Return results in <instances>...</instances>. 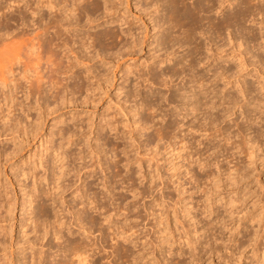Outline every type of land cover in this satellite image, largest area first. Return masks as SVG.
<instances>
[{"label": "rangeland", "instance_id": "374dc122", "mask_svg": "<svg viewBox=\"0 0 264 264\" xmlns=\"http://www.w3.org/2000/svg\"><path fill=\"white\" fill-rule=\"evenodd\" d=\"M191 1L193 0H186L187 3ZM134 3L135 0H131L130 10L123 3L118 6V12L113 15L110 13L104 15L105 12L101 14L100 11V16H98L101 19L97 16L99 20H94L92 24L82 23L83 26L80 27L82 32L95 29L102 31L109 27L124 32H121L123 39L120 45L112 49L103 45L102 49H106L101 50V55H95L90 61L96 69L95 72L87 71L89 63H79V59L75 58L71 52L66 49L62 50L59 55L62 62L65 65L69 62L75 64L72 71L69 70L68 73L59 75L62 84L68 85L67 90L61 91L62 95L59 94L56 103L52 102L49 97L39 99L37 103L32 102L28 111L30 116L15 127L18 129V131L13 130L16 133L13 131L0 132V190L7 193L4 197H0V201L5 208H7L8 199L11 200L10 203H13L10 216L7 215V225L5 224L7 235H0L2 244L7 246L6 250H0V259L5 257L11 259L8 247L10 243L14 244V252H18L17 249L22 246L20 239L28 234V238L34 241L35 250L41 247L45 250L42 263L57 264L58 257L63 253L61 249L65 245V239L73 232L75 237L87 241L88 246L93 244L91 248L94 251V257L99 258L101 264H264V116L258 115L260 114L258 110L251 111L253 98L259 96L260 93L264 97V88L261 91L258 89L261 84L264 87V64L259 62L252 52L245 49L244 41V43L241 41L240 47L234 43L235 41H228L230 36L226 37L224 33L228 34L231 30L229 28V31L225 30L223 33L229 43L224 41V47H221L223 51H217V53H230L226 55V58L230 56L227 60H230L232 66L236 63L235 66L239 67L238 70L231 67V72H228L231 76L222 75V77L219 73L221 68L219 69L218 66L222 65L226 58L222 57L223 54H220V59L216 57L213 52L215 46L212 43L208 44V35H202L201 38L204 39L202 46L204 49L211 50L212 48V50H202L201 47V57L206 55L203 58L207 57V60L203 59L204 66L201 62L199 65L197 61L196 65L198 63L199 66L195 65L194 72L204 74L203 77L206 79L211 78L208 75L220 74L212 76V79L215 78L210 82L212 86L210 84L207 86L209 91H212L209 96L214 93L217 102L216 108L210 109L209 112L212 117L216 115L218 121L214 120L215 128L212 125L207 126V133L203 128H201L202 132L199 129L200 125L203 127L202 123L192 122L195 129L199 127L200 137L198 131L195 132V136L193 133L190 136L186 135L185 138L189 139L190 143V150L187 152L190 153L180 152L178 154V151H171L165 134L163 133L165 138L161 137L159 140L160 136L157 137L154 132L158 129L166 132L168 130L166 126L174 124L178 119V115L175 116L177 111L173 109L177 102L166 101L165 98H169L177 86L181 87L182 80H186L187 76L183 75L184 79L182 75L179 76L180 78L173 76L170 78L167 69L173 68L177 55L184 53L187 46L184 45L183 48L177 45L170 48L166 45L162 48L158 46L155 39L161 36V28L153 25L154 23L149 21L148 17L150 14L161 13L164 7L160 5L158 12L155 13L154 7L147 8V11L143 13V20L148 25L146 28L143 20L137 18L138 8L133 6ZM262 4H264L263 1ZM223 7L228 9L225 4ZM260 7L252 12L254 14L248 15L241 24L245 28H255V32L259 31L257 41L260 42L257 43L263 46L264 5ZM259 9L262 10L256 14ZM215 14L211 12V16H218L217 19L222 17L220 11ZM28 29L29 27L23 24L13 25L8 30V35L4 36L17 38L19 32L23 30L28 32ZM129 30L133 37L139 38L140 41L131 54L126 49L133 39L130 35H126ZM145 30L149 33L144 38ZM3 31L1 29L0 33L3 34ZM143 38L144 40L147 38L146 42H142ZM222 42L223 40H220L217 43L220 45ZM123 43L126 44L123 46ZM237 46L243 50L245 56L241 58L243 60L231 58L232 50ZM214 51L216 52V49ZM170 52L173 57L168 59ZM210 62L212 67H208ZM212 70H214L213 73ZM75 72L82 74L85 82V87L81 91L71 87ZM255 86H257V91L254 90ZM239 87L254 88L251 94L247 93L246 100L238 93L240 103L249 101L250 105L243 106L244 108L235 106L230 109L232 114L227 116L224 113L221 96L228 93L229 95L237 94V90L239 92L241 89ZM218 91L221 93L219 94ZM129 92L134 94L137 92L138 94H135L137 97L129 96V98ZM141 96L146 99V102L155 100L154 102L158 103V110L163 115V120L155 117L154 121H150L151 112L149 110L137 112L135 106L137 101H141ZM12 109L11 103L0 104V115L11 117L14 113ZM221 110H224L222 111L224 114ZM219 112L225 116L223 117ZM15 113L22 112L17 110ZM216 113L219 115L217 116ZM30 125L34 130L33 134L26 132V129L27 131L29 129L26 126ZM63 127L73 134L70 139L67 136L61 139L56 134ZM215 129L218 130L214 131ZM224 131H230L232 138L230 140L237 143L232 144L228 141V145H225V137L222 139ZM201 133L206 136L204 137ZM12 134L15 137H13L14 140L16 139L15 143L19 144L18 150L15 149V154L7 155L14 147ZM245 138L256 146L248 149ZM58 144H61L63 150L70 151L72 159V169L63 180L65 189L62 200H65L63 203V208H67L65 211L69 210L70 205L68 204L72 197L79 195L80 189H85L87 183L91 184V191L99 195V203H103L108 209L116 208L112 212L111 224H108L102 219L103 210L92 208V205H87L86 201L83 205L78 204V207L73 210L76 211L77 208L79 221L85 224V226L82 224L84 227H92V234L86 236L74 226L69 227L68 222H63V227H60L61 238L57 240L53 238V245H55L50 252L47 250L46 243L52 235L48 233L42 236L43 217L38 216L41 210L40 203L44 201V204L51 205L50 207L44 206L49 210L48 213L52 209L51 216L55 214L59 221L62 217L60 211L56 210L55 204H51L49 197H41V199L37 197L29 207H26V215H22L25 207L21 202L23 192L14 178V172L33 163L37 164L43 158L44 165L47 167L45 174L50 178L52 162L49 154L52 146ZM3 149H5L4 152ZM201 157L206 165L197 164L196 159H201ZM191 162L189 170L191 169L190 173L193 174V178L191 174L190 177L189 174H185L186 167ZM36 170L38 173L44 172L40 167ZM54 172L56 174L57 168ZM131 182L138 187H136L138 192L142 191L134 198L128 191ZM49 186L51 188L53 185L42 180L35 190L42 188L50 190ZM59 200L61 201L58 199V202ZM2 214L5 212L2 211ZM27 216H30V219L26 220ZM92 217L96 220L94 224L90 221ZM38 218H41V221ZM22 221L25 224L23 227L20 225ZM35 227L36 230H33ZM18 240L21 244H16ZM121 244L124 249L127 248V253L124 252L127 255L121 254V248H117L119 245L122 246ZM46 251L52 253V256ZM23 254L24 259H21L22 256L14 258L18 261L16 264H22V262L32 264L29 249H26Z\"/></svg>", "mask_w": 264, "mask_h": 264}, {"label": "bare ground", "instance_id": "6f19581e", "mask_svg": "<svg viewBox=\"0 0 264 264\" xmlns=\"http://www.w3.org/2000/svg\"><path fill=\"white\" fill-rule=\"evenodd\" d=\"M262 1L264 2V0H193L190 3H187L186 0H135V3L133 4V6L135 8H138L137 18L140 20L144 19L143 13L147 11L148 7H154L153 8L154 13L158 12V7H160V5L164 7L161 13L150 14L148 17L149 21L154 23L153 25L158 26L159 29L161 28V33H162L161 36L155 39V42L158 46H161V48L162 46L164 47L165 45L168 48L174 45H177L178 47H182V48L184 45L187 46V49L184 53H182L181 55H177V59L175 60L176 61L175 65L177 68L173 64V68L171 67V69L169 70L167 69V72L169 73L170 78L171 76L176 77V78H178L180 75H182L181 77H183V75L187 76V78L185 77L186 80H182V83H183L182 86L181 87L177 86V88L174 89V92L171 94V96L169 98H165L166 101L168 100L170 102L172 101L177 102V105L175 106L173 105L174 106L173 109H176L175 111H177V113L175 116L178 115V119L175 118L176 121L174 124L172 125L170 124L166 126V128L168 129L166 132H161L162 131L161 129H158V130L155 129L156 131L155 132L153 131L157 137L160 136L158 138L159 140L161 137H164L163 133L165 134L169 148H171V151H176V152L178 151L177 152L178 154L180 152H184L185 154L190 153V152H187V150H190L189 149V145H190L189 139H186L185 137L188 134H189L188 136H190L191 133H193L194 135L195 132H197L199 128L196 125L198 128L195 129L194 128L195 126L194 127L192 126L193 124L192 122L196 121L198 124L202 123L203 127H201L200 125V128H199L201 132L203 131V129L205 131L208 125H212L213 128H215L214 125L216 123L214 122V120L218 121V118L216 117V115L212 117L211 116L212 114L209 111L210 109L212 110L213 108L214 109L216 108L217 102L215 101L216 97L214 93L212 94V96H209V94L212 91H209V88H207V86L209 84L210 86H212L210 82H212V80L215 79V78L212 79V76L215 77V76H218L219 73H221V76L226 75L230 77L231 75H228V72L229 71L231 72V69L234 67L235 69L237 68L238 70V67H239V66H235L236 63L234 66H232L230 63V60L229 61L227 60L230 57L228 55L229 57L226 58L227 57L226 55L228 52L226 54H224L223 52L217 53V51H223L221 47H224V44H225L224 41H226L225 36L223 35L225 30L229 31L228 29L229 28L231 29L228 34L224 33L226 34V37L230 36V39L228 40L229 42L235 41L234 43L238 44V46L240 47L241 41L242 42L244 41L246 44L245 49L248 50L249 52H252V55H254L259 62L264 64V45L262 46V45H259L260 43L259 44L257 43V42H260V41H257L259 38L258 33L260 32L259 31L255 32L254 31L255 28L253 27L245 28L241 24L242 21L244 22V20L247 19L246 17L248 15L254 14L252 12H254L255 9L261 8L260 6L264 5L262 4ZM123 3H125L126 8L130 10L132 6L131 0H0V31L1 29L4 30L3 34L0 33V104L11 103V107L13 108L12 111L14 112L11 117H7V116L5 117V116L0 115V132L1 133H5L6 131H13L14 129L18 131V129L15 127L18 124H20L21 121H23L24 119H27L30 116L28 114V111L30 107L32 106V102L37 103L39 99L43 100L49 97L50 99H52V102L56 103V101L59 99V96H60L59 94L62 93L61 91L62 90L64 91L65 89L67 90L68 85L62 84L59 75H61L62 73L64 74L68 73L67 71L73 69L75 64H73L72 62L71 63L69 62V64H66L67 67H65L66 65L62 62V59L59 56L62 50L66 49L67 51L71 52L75 58L79 59V63L80 62L89 63V67L87 68L88 72L93 73L96 71L95 67L92 64H90V61L93 59V57H95V55L96 56L101 55L100 54L101 50H104L108 47L112 49V48L117 47L118 44L120 45V42L122 43V39H123L122 33L124 32L122 31L119 32L110 27L109 28L105 27L106 29L103 28L104 30L102 31L101 29L100 31H97V29H95V30H90V31L88 30L87 32H82L80 27L83 26L82 24L83 22H85V24L86 23L92 24L95 22L94 20L98 21L99 19H101L99 17L100 11L102 12L101 14L105 12L104 15H106V13L107 15L108 13H110V15L117 13L118 8H119L118 6L123 5ZM224 4L227 5V8H228L227 10L225 9V7H223ZM259 4L260 6H258ZM242 6L244 7V9H242L243 8ZM222 7L225 10L222 9ZM261 10L260 9L257 10L256 14H259L260 13L259 11ZM217 11H220V14L222 15L220 19H217L218 16L217 17H215L214 15L211 16V12L212 14H215ZM97 16L99 17V19ZM18 24H23L24 26L26 25L27 27H29L28 32H25L27 30H23L19 32L17 38H11V37L8 38L4 36V35H8L7 32L10 29V27H12L13 25H18ZM143 24L147 28L148 25L147 23H145V20H143ZM147 33H149V31L146 32L145 30V34H143L144 38L147 37L146 36ZM126 35L128 36L130 35V37H133V34L132 32H130V30L128 33H126ZM202 35H208L207 36V39H208L207 41H209L208 44L212 43L215 46L214 50L216 49V52L214 50L213 52L216 57L218 56V58L220 59L221 58L220 54H223L222 57L226 58L225 60H223L222 65L220 64V66H218V68L219 67L221 68V69L219 68L220 69L219 73L217 75H213V74L208 75L209 77H211L209 79L204 78L203 77L204 74L202 75L200 73L194 72L196 62L198 61L199 65L201 62V64L203 65V62H202L204 61L203 59L207 58V57L203 58L206 56L205 54H203L205 56L201 57L202 56L201 47L203 48L202 50L206 49V48L204 49V47L202 46V44H204L202 43V40H204L201 38L203 37ZM144 38L142 42H146L147 38L145 40ZM220 40H223V42L219 45L217 42ZM261 42H262V39H261ZM139 43H140L139 38L133 37L131 42H129V45L126 47L127 52L129 54L133 53L134 49L137 47ZM125 44L126 43H123V46ZM103 45L106 46V48L102 49L104 47ZM238 46L235 47L234 50L231 49L233 53V55H231V58H234L236 60L239 58L240 60H243L241 59L244 56L242 52L243 50H240ZM211 50L206 49V51H211ZM209 53L210 52H208V54ZM172 57H173L172 53L171 52L168 53L167 58L171 59ZM208 67H212L211 62L209 63ZM206 69L209 71L207 67ZM208 71L207 73H209ZM213 71L214 70H212V73ZM216 71L218 72V69H216ZM205 76L207 75L205 74ZM72 78H73L72 80H74V82L71 85L72 89H75L77 91L79 90L81 91L82 89H84L85 82L83 81L82 74L76 73L74 74ZM182 79H184V77ZM244 81H243V84H245ZM255 87H256L255 89L252 87H249V88L247 87V89L239 87V89L240 88L241 89L239 90V92L237 90V94L232 93L233 95L232 94L229 95L228 93L227 95L223 97L221 96V100L223 99V102L221 101L222 105L224 103V110H225L224 113L227 116H230L232 114V111L230 112V109H232L233 107L235 106L243 107V106L250 105L249 101H246L245 103H240V100H239L240 98H239L238 93H240L241 97H243L246 100L247 98L246 95H248L247 93L251 94V91H253V89L257 91L256 90L257 86ZM263 88H264L263 84H261L260 88L258 89L259 91H261ZM133 92L132 93L129 92L128 93L129 95L127 94L128 97L130 96V97L136 98L137 96L135 94L137 92L135 94ZM20 93H21V96H19ZM220 93L221 92H219V94ZM257 93L259 94L260 92H257ZM43 95H45L44 98H43ZM253 99L254 100H252L251 111L256 112L258 110L260 112V114L258 115L264 116V107H263L264 97L260 93L259 96ZM140 100H141L140 102L137 101L136 106L134 105L138 113L140 110L141 111L149 110L151 112L150 121H154L155 117L159 119L163 118L162 117L163 115L158 110L159 109L158 103L154 102L155 100L152 102H146V99L143 97L140 98ZM170 102H168V104H171ZM17 110L18 112L21 111L22 113H15ZM224 110H221V112ZM224 113L222 112V114ZM21 114H24V115L22 116ZM218 115L219 114H217V116ZM222 116L224 117L225 115H222ZM146 122L144 123L146 124ZM27 127H29V129L28 131L26 129V132L28 134L30 133L33 134L34 130L32 128V125L26 126V128ZM217 130L218 129H215L214 131H217ZM16 131L15 132L13 131V132L16 133ZM199 132L200 131H198V133ZM181 133L183 134L179 136V134ZM206 133H207V130H206ZM56 134H58V137L61 139H64L66 136L67 138L70 139L73 136V134L70 133V130L64 127L60 128ZM222 134H224V136H222V139L225 137V140H224L226 142L225 145L228 143V141L230 143L231 141L230 131L228 132L224 131ZM204 135L206 136V134H203V136ZM13 137L14 136L12 134L11 139L13 141L14 147L12 148L11 151L7 153V155L15 154V149L18 150L19 144L15 143L16 139L14 140L15 137L14 138ZM199 137H200V133H199ZM245 137H247V135ZM233 142H236V141H233ZM233 142L231 141L232 144H234ZM207 143H205L206 147H207L206 145ZM245 143L246 145L249 146L248 149H251L254 146H256L252 142H250V140L248 139L245 141ZM236 145L237 144H235V146ZM4 151L5 149H3V152ZM113 153L115 152L113 151ZM49 155L51 157V162H52V165L50 166L51 167L50 168V178H48V176L45 174L46 173L45 170L47 169V167H45L44 165L45 161L43 160V158L40 159L39 163L37 164L33 163L32 165L26 168H23L20 171L14 172V178L20 184V187H21L20 190H22L23 192L21 196V199H22L21 202H22V205H25V207H24V211L22 215H26L27 213L26 207H29L30 203L34 199H37V197L38 198L40 197V199L41 197H49L48 199L51 200V204L52 203L53 205L55 204V207H57L56 210H59L60 215L64 218V221H62L63 219L62 217L60 219L61 221H59L58 220L59 216L57 217L58 219H56L55 214L51 216L50 213L51 211H53L51 209L52 207L50 208L51 211L48 213L49 210L46 209L47 207L44 205H47V206L49 205L47 203L44 204V201L40 203L41 210H39L38 216L43 217L42 236L44 237L48 233H50L48 235H52L50 236V238L47 239V243H46L48 246L47 250L52 252L51 250L53 246L55 245V244L53 245V238H55L56 240L57 238H61L60 237L61 236L60 227L63 225L62 224L63 222L64 223L68 222L69 227L74 226L76 230L78 231L80 230L81 232H84L86 236L92 234L91 233L92 227H84L85 224L82 223L84 225L83 226L81 224V221H79L77 208H76V211L73 210L75 209V207H78V204L83 205V203L86 201L87 205L88 204L92 205V208L103 210L102 213L100 211V213L103 214L102 219L104 221H107L108 224L109 223L111 224V218L113 217L112 212L116 207L115 208L112 207L113 210L105 208L103 203L98 202L99 195L96 192L91 191V184L87 183L85 189L83 190L80 189L79 195L76 194L72 197L70 204H68L70 205V207L68 206L70 211L69 210L65 211V209H67V208L65 209L63 208V203L65 202V200H62L63 198L62 194L65 189L63 180L70 173V170L72 169L71 168L72 159L70 156V151L63 150L61 144H58V145L52 146ZM187 161H192V160H187ZM197 161H198L197 164L199 166L206 165L204 164V162H202V157L201 159L200 158L196 159V162ZM115 165L116 164L113 163V166ZM191 165H192V162L190 165L186 167L187 168L185 171L186 173L184 172L186 175L189 174V177L191 174L190 173L191 169L189 170ZM38 167L42 168L44 172L38 173V171L36 170ZM55 168H57L56 174L54 172ZM191 177L193 178V174H191ZM128 179H132V178L128 177ZM42 180H46V182L53 185L51 188L49 186L50 190L49 189L47 190L45 188H42L38 191L35 190V188L38 187V185L41 183ZM136 187L131 182L130 187L128 188V191L130 192L132 198L138 196L142 192V191L138 192L137 191L138 187L137 188ZM35 191H37L36 192L37 194H35ZM6 194L7 193L2 192L0 190L1 198L4 197ZM103 197L106 198V196L104 195ZM58 199H61V201L59 200L58 202ZM9 201L11 200L8 199L7 208H5L4 205L0 201V235H3V236L7 235V232H8V231L6 232L7 227H5V224L7 221V215H9V213L13 209V203H10ZM2 211H4L5 214H2ZM55 211L54 213H56ZM29 213L31 212L29 211ZM66 214L70 215L69 218L67 217L68 215L66 216ZM28 219H30V216L26 217V220ZM90 221L93 224L96 223V220L93 217L91 218ZM20 225L21 227L25 226L23 221L20 222ZM55 227H58V229H55ZM33 230H36V227ZM27 235L28 234H25L23 238L20 239L22 242V246L19 249H17L18 252L15 251L16 254L13 250L14 244L10 243L8 247L10 248L11 259H8V257L0 259V264H16V262L18 261L17 260L15 261L14 258L22 256L21 259H24L23 253L26 249H29L30 251L31 258L33 261L31 262L32 264H43L42 257L44 259L45 250H43L42 247L38 250H35L34 241L28 238ZM70 235H69L70 237L67 236L65 239V245L62 246V249H61L63 253L60 257H58L57 264H99V263L101 264V260L99 258H95L96 256L94 257V251L91 248L93 244L91 246H88L87 241H85L82 238L79 239L75 237L73 232ZM19 243H20L19 240L16 241V244H19ZM119 246L117 248L118 249L121 248L120 253L126 254L127 248L125 247L126 249H124L123 245L120 247ZM6 247L7 246H4L2 244V241L0 240V250H4V249L6 250ZM121 251H123V253ZM48 254H51L50 256H52V253L48 252ZM22 264H25V263L22 262Z\"/></svg>", "mask_w": 264, "mask_h": 264}]
</instances>
